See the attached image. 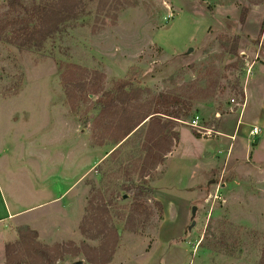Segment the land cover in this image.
<instances>
[{
  "label": "rangeland",
  "instance_id": "obj_1",
  "mask_svg": "<svg viewBox=\"0 0 264 264\" xmlns=\"http://www.w3.org/2000/svg\"><path fill=\"white\" fill-rule=\"evenodd\" d=\"M10 1L0 0V20L15 13ZM19 1L31 7L46 0ZM133 1L116 10L113 23L98 13V0H84L83 12L40 48L0 40V202L19 211L0 223V264L8 243L16 244L12 255L21 264H34V241L59 251L52 264H95L85 253L97 251L108 256L101 237L80 229L94 198L108 203L117 230L104 264H264V144L254 148L260 134H245V154L240 128L231 156L209 162L201 157L207 144L197 139L204 135L189 125L198 115L212 130L206 138L219 134V122L233 128L248 73L264 67V23L244 26L241 11L250 0ZM71 64L103 73V91L127 81L140 101L168 97L164 109L179 117L178 141L162 164L141 171L143 131L108 157L115 145L109 135L99 144L96 124L101 91L81 94L74 107L66 101L61 73ZM103 152L98 169L69 188ZM133 185L152 190L138 198L150 215L131 216L136 198L126 187Z\"/></svg>",
  "mask_w": 264,
  "mask_h": 264
},
{
  "label": "trees",
  "instance_id": "obj_2",
  "mask_svg": "<svg viewBox=\"0 0 264 264\" xmlns=\"http://www.w3.org/2000/svg\"><path fill=\"white\" fill-rule=\"evenodd\" d=\"M9 4L15 13L0 20V40L28 48L42 47L48 38L60 32L69 20L77 18L84 10V0H46L42 3L35 2L31 7L19 0H11ZM132 4H134L133 0H98L97 11L99 14H104L105 17H109L114 23L118 17L116 10L124 5ZM246 14L247 8H243L241 11L243 21ZM96 19L99 20V17ZM102 20L106 22L105 18ZM97 29L98 26L94 25L93 30ZM104 78L103 73L90 72L85 67L71 64L61 73L67 103L74 107L81 94H97L101 91V97L97 100L101 105L100 115L102 118L96 124L101 128L99 144H104L106 136L109 135L115 145L108 157H113L120 146L129 141L137 132L143 131L142 146L146 153L143 156L140 169L144 173L149 169L156 168L163 163L167 154L173 150L175 142L178 141V132L174 130L173 123L179 117L167 113L168 108L164 109L165 104L168 105V97L159 95L140 101L141 97L138 93L126 89L127 81L118 82L113 92L103 91ZM163 116H168L170 121L164 122ZM99 165L95 168L98 169ZM126 188L136 198L133 202L131 216L143 213L150 215V211L138 202V198L145 195V191L152 190L140 185ZM156 204L160 210L163 209L161 201L156 200ZM110 219L108 203L102 198L100 200L91 199L88 213L85 215L80 229L82 233L90 237H101L104 242L100 251L104 250L108 256L103 258L98 251L93 255L85 253L90 263H107L111 257L110 254L114 252L117 243V230L110 224ZM129 222L128 219L126 223ZM32 235L33 238H36L37 232H32ZM34 245L35 247H32L33 251H31L36 259L34 264H52L58 257L53 251L55 249H41L38 241H34ZM57 247L61 246L57 245ZM5 249L6 264H21L20 258L12 255L15 252L16 244L8 243Z\"/></svg>",
  "mask_w": 264,
  "mask_h": 264
},
{
  "label": "crops",
  "instance_id": "obj_3",
  "mask_svg": "<svg viewBox=\"0 0 264 264\" xmlns=\"http://www.w3.org/2000/svg\"><path fill=\"white\" fill-rule=\"evenodd\" d=\"M226 8L227 9L225 10H230V8ZM247 12L248 14L245 19L244 26H261L262 23H264V0H250L247 4ZM259 76H264V67H259L256 71L248 73L244 86V100L239 111V116L237 117L233 128L229 130H222V126L224 125V123L219 122L215 129L217 133H219L218 135L211 138H206L205 136L197 137L198 141H202L207 144V148L201 153V157L205 154V159L211 162L218 159L220 155L224 154V158H226V156H229L232 147V141H237L238 135L236 133L240 131V128H242L243 132L239 133L241 140L238 148L245 154L246 152L248 153L249 149L251 150V145L248 143L249 138H247L245 134L249 135V130L253 125L261 128V133L259 137H257L259 138L258 145L254 146V148L260 149L262 147V145L264 144V77L259 78ZM251 106H254V110L249 114H246L248 107L252 108ZM220 137L225 138V141L221 140ZM208 148L212 149L209 151ZM107 153L108 152H103L100 156L94 159V161L86 168V170H82V173L74 179L69 188L80 182L89 172H91L99 164V162H101L106 157ZM214 172V168L208 171V177H211ZM217 173L218 172H216V174ZM201 184L191 186L194 188H198ZM158 195L159 194L156 195V198H160V196ZM18 212L19 211H9L7 207H5L0 202V223ZM9 227H12V225L8 226L2 232L1 239L9 236V232L7 231Z\"/></svg>",
  "mask_w": 264,
  "mask_h": 264
},
{
  "label": "built area",
  "instance_id": "obj_4",
  "mask_svg": "<svg viewBox=\"0 0 264 264\" xmlns=\"http://www.w3.org/2000/svg\"><path fill=\"white\" fill-rule=\"evenodd\" d=\"M232 102H235V99H232L231 100ZM217 114V116L219 117L220 116V113L218 112V113H216ZM189 125H191L192 127H194L195 129H196V132L197 133H200V134H202V135H210V132L212 131V130H210V129H207L206 127H204V126H201V124H200V117L198 116V115H196L193 119H192V121L189 123ZM260 132H261V128L260 127H258V126H252L251 128H250V131H249V134L250 135H253V136H257V135H259L260 134Z\"/></svg>",
  "mask_w": 264,
  "mask_h": 264
},
{
  "label": "water",
  "instance_id": "obj_5",
  "mask_svg": "<svg viewBox=\"0 0 264 264\" xmlns=\"http://www.w3.org/2000/svg\"><path fill=\"white\" fill-rule=\"evenodd\" d=\"M190 51H191V49H190ZM195 209H196V207L193 206V208H192V213L193 214H195ZM192 225H194V221L192 222L191 226ZM73 264H83V261L82 260H78V261L74 262Z\"/></svg>",
  "mask_w": 264,
  "mask_h": 264
}]
</instances>
